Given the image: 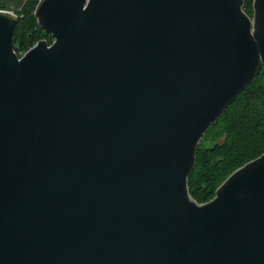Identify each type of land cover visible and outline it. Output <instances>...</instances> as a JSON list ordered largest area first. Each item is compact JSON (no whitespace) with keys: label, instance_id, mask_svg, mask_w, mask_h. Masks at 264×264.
Listing matches in <instances>:
<instances>
[{"label":"water","instance_id":"water-1","mask_svg":"<svg viewBox=\"0 0 264 264\" xmlns=\"http://www.w3.org/2000/svg\"><path fill=\"white\" fill-rule=\"evenodd\" d=\"M0 9V264H264V152L206 201L201 140L264 68V0Z\"/></svg>","mask_w":264,"mask_h":264},{"label":"trees","instance_id":"trees-1","mask_svg":"<svg viewBox=\"0 0 264 264\" xmlns=\"http://www.w3.org/2000/svg\"><path fill=\"white\" fill-rule=\"evenodd\" d=\"M20 17L15 33V49L25 52L38 40L53 38L38 24L34 15L39 0H0V9L10 2ZM245 10L253 14V0H245ZM264 152V68L260 76L216 119L203 139L197 161L189 176L192 196L206 202L217 187L238 167Z\"/></svg>","mask_w":264,"mask_h":264},{"label":"rangeland","instance_id":"rangeland-1","mask_svg":"<svg viewBox=\"0 0 264 264\" xmlns=\"http://www.w3.org/2000/svg\"><path fill=\"white\" fill-rule=\"evenodd\" d=\"M10 3H11V4H9L10 10H14L18 5V4L13 3V1H11Z\"/></svg>","mask_w":264,"mask_h":264},{"label":"built area","instance_id":"built-area-1","mask_svg":"<svg viewBox=\"0 0 264 264\" xmlns=\"http://www.w3.org/2000/svg\"><path fill=\"white\" fill-rule=\"evenodd\" d=\"M24 52H20L19 54L21 55V54H23Z\"/></svg>","mask_w":264,"mask_h":264}]
</instances>
